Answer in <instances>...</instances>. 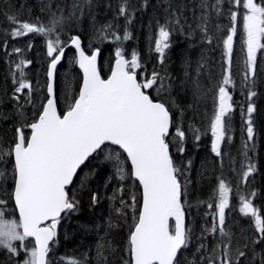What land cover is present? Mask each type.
<instances>
[{
	"label": "snow or ice",
	"instance_id": "1",
	"mask_svg": "<svg viewBox=\"0 0 264 264\" xmlns=\"http://www.w3.org/2000/svg\"><path fill=\"white\" fill-rule=\"evenodd\" d=\"M0 16V264H264V0Z\"/></svg>",
	"mask_w": 264,
	"mask_h": 264
},
{
	"label": "trees",
	"instance_id": "2",
	"mask_svg": "<svg viewBox=\"0 0 264 264\" xmlns=\"http://www.w3.org/2000/svg\"><path fill=\"white\" fill-rule=\"evenodd\" d=\"M0 21H3V17L0 16ZM140 47L141 49H144L145 48V42L143 39H141L140 41ZM186 47V45L181 42L178 38L177 40V43H176V46L173 50V59L176 60L177 64H179V56H180V53H181V50ZM239 49H240V41H239V37H237L236 39V52H237V56H239ZM193 55L195 56V53H193ZM217 57H219V53H217ZM237 101H240L242 100V97L239 96V94L237 93L234 97ZM239 109H237V116H236V124H237V143H239ZM80 219L83 221V220H86L87 219V216H81ZM76 227V223L75 221L71 222L70 225H69V231H72L74 228ZM76 239H79V235H77ZM73 245L71 242L68 243V247L71 248Z\"/></svg>",
	"mask_w": 264,
	"mask_h": 264
}]
</instances>
